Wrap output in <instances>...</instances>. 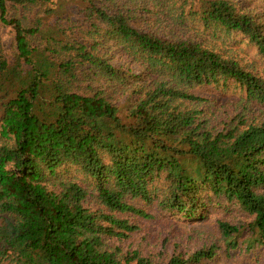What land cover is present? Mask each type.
I'll use <instances>...</instances> for the list:
<instances>
[{
  "label": "trees",
  "instance_id": "trees-1",
  "mask_svg": "<svg viewBox=\"0 0 264 264\" xmlns=\"http://www.w3.org/2000/svg\"><path fill=\"white\" fill-rule=\"evenodd\" d=\"M157 216L210 221L127 244ZM237 248H264V0H0V264Z\"/></svg>",
  "mask_w": 264,
  "mask_h": 264
},
{
  "label": "rangeland",
  "instance_id": "rangeland-1",
  "mask_svg": "<svg viewBox=\"0 0 264 264\" xmlns=\"http://www.w3.org/2000/svg\"><path fill=\"white\" fill-rule=\"evenodd\" d=\"M1 33H3L5 39L7 42L11 39V33L9 29L1 30ZM132 68H134V72H136L135 69V64L132 63ZM206 96H209L210 98L215 99L218 103H227V106L224 107V110H234L235 114L236 111V106L235 103L233 102L234 97H223L219 94H224L222 91L218 92L217 90H208L206 92H203ZM225 208H216L211 211V217L213 215L220 214L223 217L226 218H231L233 215L234 216H239V212L237 210H228ZM137 221H140V226L141 229L136 232L132 237H130L127 240V244L129 245H136L138 242L141 241V244L145 248H156L160 249L162 242L168 238V243L167 247L170 246V240L173 237L172 241H177L182 244V240L180 239V236L178 232L174 231L176 229V223H185L186 228H189L188 225H193V224H203V226L209 225L208 222L210 221V218H204L201 219L200 217L197 218H191V219H183L177 218V216H170V217H164V216H157L156 218L153 219H148V220H139L136 218ZM175 221V222H174ZM175 223V224H172ZM174 231L172 234L169 233V231ZM151 243V247L149 245ZM260 263H257V262ZM212 264V263H210ZM215 264H264V248H254L252 250H239L234 249L233 251H230V254H226L224 251H220V254L217 256L215 260Z\"/></svg>",
  "mask_w": 264,
  "mask_h": 264
}]
</instances>
